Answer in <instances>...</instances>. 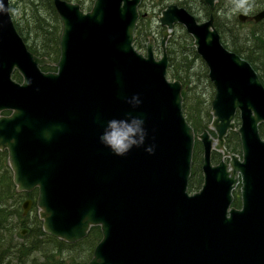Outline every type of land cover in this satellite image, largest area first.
<instances>
[{"label": "water", "instance_id": "water-1", "mask_svg": "<svg viewBox=\"0 0 264 264\" xmlns=\"http://www.w3.org/2000/svg\"><path fill=\"white\" fill-rule=\"evenodd\" d=\"M138 1L92 0L83 10L51 0L60 29L50 62L26 47L8 0H0L7 9L0 13V111L8 110L0 113V149L14 189H35L40 228L56 238L73 242L98 226L84 264H264V86L248 60L221 43L211 15L198 21L174 3L156 15L164 25L159 56L151 36L139 51L132 44ZM263 17L264 7L248 16ZM173 22L206 67L214 136L192 129L181 83L166 76L164 39ZM45 63L55 68L41 69ZM134 96L136 107L127 102ZM132 117L143 119L145 142L117 156L100 136L109 121ZM228 130L237 133L239 154L224 146ZM195 138L201 181L189 191ZM212 149L220 151L216 162ZM30 203L22 200V214Z\"/></svg>", "mask_w": 264, "mask_h": 264}, {"label": "trees", "instance_id": "trees-1", "mask_svg": "<svg viewBox=\"0 0 264 264\" xmlns=\"http://www.w3.org/2000/svg\"><path fill=\"white\" fill-rule=\"evenodd\" d=\"M45 11L46 14H40L38 11L36 16V22L34 26L37 24L41 27V35L42 36L39 40L37 38H33L36 41H30L28 44L26 42V38H28L29 29L23 31L17 23L12 18L14 27L16 31L20 34L22 39L24 40L27 48L34 52L37 55H45L48 58L55 59L57 57V40H58V32H59V22L52 6L51 0H45ZM264 5V0H255V8ZM11 5L8 0V10L10 12ZM11 15V12H10ZM142 16L137 18L138 20L135 23V27L133 30V37H132V44L138 48L141 45H144V41L146 40V35L148 34V30L146 26L142 24ZM237 24H240L237 20H235ZM252 28L248 29L245 32H241L236 35V32H232L231 42L229 44V49L236 52L251 64V66L255 69L261 83L264 86V18L254 24ZM215 26L217 29L218 26L215 21ZM231 29L229 30V32ZM234 36V38H233ZM188 35L183 31L180 30L179 34L176 37L169 38L166 45V53H167V68H166V75L170 78H176L181 83V109L182 113L184 114L185 119L188 123L192 126V129L195 132H200L208 123L210 119L209 113V100L210 98H205L198 95V92H194L193 85L195 83L194 79L192 78V74H194V70L192 67V63L194 58L197 57V54L193 50L192 47L185 45L188 41ZM225 45V44H224ZM201 67L203 69V75L205 74V66L200 61ZM51 66L45 64L41 66L42 69L48 70ZM259 71V72H258ZM12 77L15 79H19V75L17 72H12ZM208 84L211 86V82L208 81ZM212 95V89H211ZM236 123V121H235ZM259 130V129H258ZM260 135L264 137V125L260 124ZM224 146L226 150L229 152H239V140L237 133L234 130H228V132L224 136ZM4 153V151H0V154ZM211 159H214V156L211 154ZM200 161H201V145L200 142L195 139L193 142V148L191 153V161H190V172L189 177L187 179V189L190 190L192 188H196L200 185L201 181V174H200ZM10 185V184H8ZM8 190L11 191L9 188ZM35 193V189L33 190ZM19 195L15 193L13 198H17ZM232 205H238V197L235 198L233 196L231 200ZM4 209V203H0V215L2 210ZM22 215V213H21ZM39 226H34V222H31L29 227L30 231H36V234H41L47 238V244L52 242L50 245L51 247H55L56 249H61V245H72V244H79L80 248H82V252L85 251L86 257L84 260L77 261L74 264H84L86 260L89 258L91 250L95 242L98 240L100 236V232L97 225H91L87 230V233L82 238L75 240L74 242H66L59 238H56L50 234L43 232L40 228V220ZM1 222V221H0ZM6 223L2 221L0 227L4 228ZM9 228H15V223L10 224ZM36 225V224H35ZM33 240L28 242V246H23L24 240L19 243V245L15 248V250H20L24 247L26 250L24 254H30L31 249L35 248H42L44 252V256L48 257L50 253H46L49 246L47 245L46 248L40 246L43 242L40 243V239L37 235H33ZM14 242L8 244L7 250L9 248H13ZM36 246V247H35ZM88 255V256H87ZM44 259V258H43ZM52 258H45V260L49 261V264H52L50 261ZM14 262H10L8 260H3L0 258V264H35L33 259L28 258H14ZM33 261V262H32ZM42 261V260H41ZM57 263H61L60 260H57ZM44 263V260H43ZM45 263H47L45 261ZM40 264V263H37Z\"/></svg>", "mask_w": 264, "mask_h": 264}, {"label": "rangeland", "instance_id": "rangeland-1", "mask_svg": "<svg viewBox=\"0 0 264 264\" xmlns=\"http://www.w3.org/2000/svg\"><path fill=\"white\" fill-rule=\"evenodd\" d=\"M45 0H9L11 5V16L14 19V21L17 23V25L22 28L23 31L29 29L28 38H26L27 44L32 40L33 38H37L38 40L42 37L41 35V27L37 24L34 26L36 22V14L39 11L40 14H46L45 11ZM77 2L79 4V7L83 10H86L92 0H70ZM166 3L165 0H140L138 11L145 10L146 16L142 18V24L147 27L148 34L152 36L159 37V32L161 29V25H159L158 20L156 19V14L158 13L159 9L163 7V5ZM227 10V9H226ZM35 21V22H34ZM220 26H222L220 24ZM252 28L250 22L243 23L242 25H236V35H238L241 32H245L248 29ZM175 34L177 35L179 33V28L174 29ZM222 42L225 44L227 48H229V44L231 42V37L229 32L223 33ZM138 50L144 52V45H141L137 48ZM153 55L155 57L159 56V50L155 48L153 50ZM201 59L197 55L196 58H194L192 67L194 70V74H192V78L194 79L195 83L193 85L194 92H198L199 96L205 97V98H211V89L213 91V87L208 84V78L206 75H203V69L201 67L200 63ZM55 67L52 65L51 69H54ZM206 71V68H205ZM259 72V71H258ZM168 79H172L169 76H167ZM212 85V84H211ZM237 121V117L235 118ZM260 124H258V129L260 131ZM208 130L210 135L214 136V132L211 128L206 126L204 127ZM264 138L263 136H261ZM199 141V140H198ZM4 153L0 154V203H4V209L2 210V213L0 215V225L2 224V221H4L5 226L7 227H0V258H3V260H8L10 262H14V258H28L33 259L35 264H49L48 260H45V258H52L50 261L52 264H59L57 263V260H60V264H74L77 263V261L84 260L86 257L85 251L82 252V248H80L79 244H72V245H61V249H56L55 247H51V243L47 244L46 242L47 238L41 234H36V231H30V223L34 222V226H39V221L37 220L36 215V206L34 205V197L35 193H33V190L24 192V191H16L14 189V185L11 182V172L10 169L6 163L5 160V150ZM211 154L214 156V159L212 161H217L218 158H220V151L212 149ZM223 160L226 161L227 157L223 156ZM10 184V185H8ZM199 187V186H198ZM196 188H192L189 191L195 190ZM11 189L8 190V189ZM237 186H235L233 190V195L235 198L238 197V190ZM15 193H18L17 198H13V195ZM29 197L31 199V203L29 204L26 213L24 215H21V202L24 198ZM238 205H239V199H238ZM236 205V206H238ZM15 223V228L11 229L9 228L12 224ZM36 224V225H35ZM24 228V231L20 233V230ZM33 235H37V237L40 239V243L43 242L40 246H43L46 248L48 245L49 248L47 249L46 253H50L48 257H45L43 254L42 248H33L30 251V254L26 255L24 254V249L21 248L20 250H15V248L19 245L21 241H25L23 246L29 247L27 244L31 240H33ZM62 240V239H61ZM14 242L13 248H9L7 250V245ZM67 242V241H66ZM74 242V241H73ZM7 246V247H6ZM20 246V245H19ZM22 247V246H20ZM36 247V246H35ZM88 256V255H87ZM44 258V259H43ZM42 260V261H41ZM44 260V263H43ZM32 261V262H33ZM45 261L47 263H45Z\"/></svg>", "mask_w": 264, "mask_h": 264}, {"label": "clouds", "instance_id": "clouds-1", "mask_svg": "<svg viewBox=\"0 0 264 264\" xmlns=\"http://www.w3.org/2000/svg\"><path fill=\"white\" fill-rule=\"evenodd\" d=\"M255 7V0H228L226 11L221 10L220 15L231 19L235 15L248 16ZM2 2H0V13H6ZM133 107L139 105L140 100L134 96L127 101ZM144 121L138 117L130 120H111L108 122V130L101 136L100 141L117 156L126 155L134 146L140 147L144 144L146 131L143 127ZM149 154L154 152V147L146 148Z\"/></svg>", "mask_w": 264, "mask_h": 264}, {"label": "flooded vegetation", "instance_id": "flooded-vegetation-1", "mask_svg": "<svg viewBox=\"0 0 264 264\" xmlns=\"http://www.w3.org/2000/svg\"><path fill=\"white\" fill-rule=\"evenodd\" d=\"M70 1V0H69ZM166 1V3L163 5V7L166 5V4H168V3H174V4H176V5H178V6H182L183 8H185L188 12H190L193 16H194V18L196 19V20H203V19H206L209 15H211V18H212V24H213V26H214V28L216 29V31L218 32V35H219V39H220V41H221V43L224 45V43L222 42V38H223V33H227V32H229V30L231 29V31L229 32V34H231L232 35V32H235L236 31V25H238L236 22H235V20H237L238 22H240V24L239 25H242L243 23H246V22H250V24H251V27H253L254 25H252V24H254V23H256V22H258V21H260V20H262L263 18H261V19H259V20H256V21H254V20H252V19H250V18H248V16H250L251 14H253L254 12H256V11H258L259 9H261V8H263L264 7V5H262V6H260V7H258V8H255L253 11H252V13H250L247 17H245L243 20H241V19H239L238 18V15H235V16H233L231 19H228L226 16H222V15H220V12H221V10H225L226 11V6H227V3H228V0H212V4H211V6L210 5H208L204 0H165ZM139 2H140V0L138 1V3H137V10H138V5H139ZM163 7H161V8H163ZM160 8V9H161ZM160 9H159V11H160ZM158 11V12H159ZM139 13H138V17L137 18H139V17H144V16H146L145 14H146V11L145 10H140V11H138ZM158 14V13H157ZM156 14V15H157ZM58 19V18H57ZM157 19V18H156ZM138 19H136V21H137ZM215 21H216V24H217V26H218V28L219 29H217L216 28V26H215ZM59 22V21H58ZM159 23V22H158ZM220 24L222 25V26H220ZM159 25H161V29H160V32H159V37H156L155 35L154 36H152V35H150V34H147L146 35V40L144 41V47H145V42L148 40V36H151V38H152V52H153V50H155V48H157L158 50H159V54H160V52H161V46H160V39H161V30L164 28V25H162V24H160L159 23ZM179 28V31L180 30H183L187 35H188V41L190 40V35L183 29V27H182V25L180 24V23H178V22H173L172 23V25H171V27H170V32L168 33V35L166 36V38L164 39V50H165V52H166V45H167V41H168V39L169 38H172V37H176L177 35L175 34V28ZM59 29H60V25H59ZM146 29H147V27H146ZM148 30V29H147ZM59 33V32H58ZM230 35V36H231ZM233 38H234V36H233ZM188 41L185 43V45H187V46H190V45H188ZM26 45V44H25ZM225 46V45H224ZM27 47V46H26ZM190 47H192V46H190ZM226 47V46H225ZM193 48V47H192ZM229 49V48H228ZM193 50H194V48H193ZM57 51H58V40H57ZM195 51V50H194ZM142 52V51H141ZM34 53V52H33ZM142 53H144V52H142ZM196 53V52H195ZM197 54V53H196ZM166 55H167V53H166ZM45 56V55H44ZM57 56H58V54H57ZM47 57V56H46ZM48 58V57H47ZM57 59V57L55 58V59H51V58H48V60L50 61V62H54L55 60ZM201 59V58H200ZM203 62V61H202ZM45 64H48V65H50V66H52L53 64L52 63H45ZM45 64H43V65H45ZM204 64V63H203ZM42 65V66H43ZM54 66V65H53ZM205 66V65H204ZM41 68V67H40ZM206 68V67H205ZM42 69V68H41ZM44 70V69H43ZM48 70H52L51 69V67L48 69ZM8 112V110H1L0 111V113H2V114H6ZM228 132V131H227ZM2 150H4V149H0V151H2ZM210 158H211V156H210ZM211 161H212V159H211ZM212 162H216V161H212ZM236 186H238V184H236ZM25 192V191H24ZM22 211V210H21ZM22 215H24V214H22ZM21 230H23L24 231V228L23 229H21ZM21 230H20V233H22L21 232Z\"/></svg>", "mask_w": 264, "mask_h": 264}]
</instances>
